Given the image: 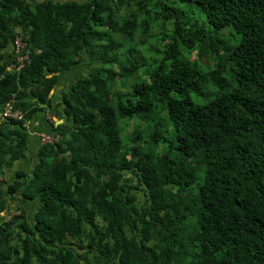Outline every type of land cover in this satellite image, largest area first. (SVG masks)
Segmentation results:
<instances>
[{
	"label": "trees",
	"instance_id": "1",
	"mask_svg": "<svg viewBox=\"0 0 264 264\" xmlns=\"http://www.w3.org/2000/svg\"><path fill=\"white\" fill-rule=\"evenodd\" d=\"M0 264H264V0H0Z\"/></svg>",
	"mask_w": 264,
	"mask_h": 264
},
{
	"label": "crops",
	"instance_id": "2",
	"mask_svg": "<svg viewBox=\"0 0 264 264\" xmlns=\"http://www.w3.org/2000/svg\"><path fill=\"white\" fill-rule=\"evenodd\" d=\"M29 1V0H28ZM32 1H41V0H32ZM12 49H13V45H9L5 50H3V58L1 60H5L6 57L12 52ZM62 77L63 75L60 76V79H59V83L57 85V89L58 91L60 89H64L66 87L65 84L62 83ZM55 90V89H54ZM52 90V92L54 91ZM51 120L54 121L55 123H58V120L55 116H51ZM46 114L44 112H38L34 115L33 119L29 122V125H28V131H29V135H28V142H29V150L27 151L26 153V156L20 160H24L26 162V165L27 167H30V169L32 168V166L34 165L35 161H36V152H37V149L39 148V146L41 145V142H40V135L44 132H46V128H47V124H46ZM30 156H31V160L32 162L30 163V165H28L27 163V158L30 159ZM19 161V160H17ZM16 162V161H15ZM6 169L8 172H12L14 176L15 172L17 170H30V169H19L18 167L17 168H14L13 166L10 167V168H5L3 173L6 174ZM11 176V177H12ZM9 205H12V207H14V204H10Z\"/></svg>",
	"mask_w": 264,
	"mask_h": 264
},
{
	"label": "rangeland",
	"instance_id": "3",
	"mask_svg": "<svg viewBox=\"0 0 264 264\" xmlns=\"http://www.w3.org/2000/svg\"><path fill=\"white\" fill-rule=\"evenodd\" d=\"M29 2H34V1L29 0ZM87 62L88 61H87V58H86V60H83V63H81L80 66L75 67V68L71 69L70 71L66 72L63 75V77H62V83L65 84L66 87H67V86L70 85L71 82H73L74 80H76V78L80 77L81 75L87 74V72H88V69H87V66H86L87 65ZM135 125H139L140 127H145V124L144 123H142L141 121H139L137 119H133L126 126L125 130L123 131V133L126 134V135H129L130 132L135 127ZM40 142H41V140H40ZM26 160L28 162L27 164L30 165V163L32 162L31 156H30V159L27 158ZM13 167L14 168H17L18 167L19 169H21V168H23V169H26V168L27 169H30V167H27L26 162L24 160H19V161L14 162ZM5 172H6V174H4V177L6 179L11 178V176L13 175V173L12 172H8L7 169H6ZM35 208H36V206L34 204L31 205L29 212H31V211L33 212ZM13 213L14 214H18L19 211H14Z\"/></svg>",
	"mask_w": 264,
	"mask_h": 264
},
{
	"label": "built area",
	"instance_id": "4",
	"mask_svg": "<svg viewBox=\"0 0 264 264\" xmlns=\"http://www.w3.org/2000/svg\"><path fill=\"white\" fill-rule=\"evenodd\" d=\"M24 46H25V43L22 42L20 38H16L14 51L16 54L17 61L20 62V66H18V68H20L22 66V64H23L22 60L24 58H26V55L21 54V51L24 49ZM2 115H3V117H14L17 119L22 118V115L18 111H12L8 105H6L5 110L3 111ZM53 139H54V137L51 134L46 133V132H44L40 135L41 143L52 141Z\"/></svg>",
	"mask_w": 264,
	"mask_h": 264
},
{
	"label": "water",
	"instance_id": "5",
	"mask_svg": "<svg viewBox=\"0 0 264 264\" xmlns=\"http://www.w3.org/2000/svg\"><path fill=\"white\" fill-rule=\"evenodd\" d=\"M58 122H60V120H58Z\"/></svg>",
	"mask_w": 264,
	"mask_h": 264
}]
</instances>
